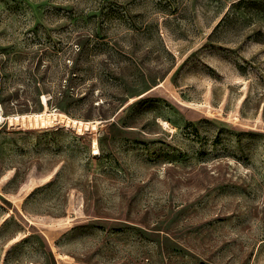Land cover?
I'll return each instance as SVG.
<instances>
[{"label": "rangeland", "instance_id": "obj_1", "mask_svg": "<svg viewBox=\"0 0 264 264\" xmlns=\"http://www.w3.org/2000/svg\"><path fill=\"white\" fill-rule=\"evenodd\" d=\"M0 105V264H264V0H0Z\"/></svg>", "mask_w": 264, "mask_h": 264}, {"label": "bare ground", "instance_id": "obj_2", "mask_svg": "<svg viewBox=\"0 0 264 264\" xmlns=\"http://www.w3.org/2000/svg\"><path fill=\"white\" fill-rule=\"evenodd\" d=\"M6 118L11 124H13L14 121L16 123H20V122H25L26 120H29V121L34 120L36 122L38 120H41L42 122H45V113L16 114V115L7 116ZM72 121H73V123H77V120L73 119ZM79 124H83V122L79 121ZM93 150H94L93 154L99 153V148L96 144H95V146H93Z\"/></svg>", "mask_w": 264, "mask_h": 264}, {"label": "built area", "instance_id": "obj_3", "mask_svg": "<svg viewBox=\"0 0 264 264\" xmlns=\"http://www.w3.org/2000/svg\"><path fill=\"white\" fill-rule=\"evenodd\" d=\"M8 121L6 116L3 114L2 107L0 105V125H2L4 122Z\"/></svg>", "mask_w": 264, "mask_h": 264}]
</instances>
